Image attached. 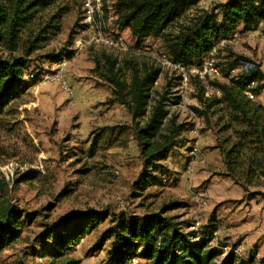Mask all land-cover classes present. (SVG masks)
<instances>
[{
    "label": "rangeland",
    "instance_id": "374dc122",
    "mask_svg": "<svg viewBox=\"0 0 264 264\" xmlns=\"http://www.w3.org/2000/svg\"><path fill=\"white\" fill-rule=\"evenodd\" d=\"M113 1L106 5H112ZM223 1L201 0L168 31L174 32L180 23ZM55 7H65L56 34L31 55L25 67L29 87L0 116V181L5 183L1 193L23 212L21 236L0 252V264H63L62 259L39 255L38 239L62 217L87 208L100 211L107 218L83 235L66 257L73 264H105L113 246L111 239L102 242L99 239L114 217L118 214L140 217L164 205H170L167 214L175 216L186 232L192 233L196 215L197 236L209 235L215 226L207 247L216 254L213 264H221L230 255L236 259L233 264H246L248 260V264H264V246L250 249L226 232L233 208L248 198L235 194L232 183L219 174L223 170L218 164V152L211 148L216 144L214 130L193 111V107H199L197 95L202 84L192 80L184 98L179 97L177 104L171 102L178 97V79L155 62V52L164 48L161 39L148 37L144 43L132 37L128 29H117L134 50L142 49L140 55L134 56L137 62L160 69L151 101L167 89L169 115L182 125L175 149L157 168L147 171L132 135L130 115L124 106L108 102L111 87L93 70L92 56L102 51V47L85 46L79 53L71 54L74 38L81 36L80 0H65ZM109 11L104 8L105 15ZM111 22L108 27L115 29ZM58 54L59 60L65 58L67 63L62 74L72 89L71 97L57 83L28 77L29 73L56 72L53 64L59 61L55 60ZM124 58H117L119 67H123ZM217 58L221 76L214 81H224L228 63L238 58L254 62L264 74V21L252 32L236 30L225 47L218 50ZM123 73L127 78V70ZM258 99L264 103V90ZM116 126L124 127L120 134L106 129ZM197 137L203 140V149H207L202 157L208 164L202 166L201 153L195 144ZM194 146L195 155L191 154ZM189 164L192 171L187 172ZM148 172L150 176L146 177ZM251 188L264 194V185ZM197 195L207 201L205 207L197 204ZM237 245L240 254L233 252ZM139 261L142 262L134 258L126 264Z\"/></svg>",
    "mask_w": 264,
    "mask_h": 264
},
{
    "label": "trees",
    "instance_id": "16d2710c",
    "mask_svg": "<svg viewBox=\"0 0 264 264\" xmlns=\"http://www.w3.org/2000/svg\"><path fill=\"white\" fill-rule=\"evenodd\" d=\"M200 1L114 0L115 22L120 29H128L137 41L148 37L161 39L175 61L189 66L199 64L216 43L230 38L236 30L252 32L264 21V0H224L180 23L174 32L168 31ZM62 2L65 0H0V116L29 87L25 67L31 55L56 34L65 7L55 6ZM124 56V65L119 67L113 54L104 49L95 52L93 70L111 87L108 102L124 106L130 115L133 138L144 168L149 171L157 168L173 149L182 125L169 115L167 89L151 101L160 69L140 64L132 54ZM59 57L60 54L56 55L55 60ZM241 59L228 63L224 81H212L211 85L221 93L219 97H205L203 88L199 90V107H193V111L214 130L215 147L220 150L225 166L219 174L249 192L251 187L264 185V105L256 100L264 89V74L255 65L249 72L230 76L229 70ZM124 70L128 72L127 78ZM39 74L32 78H38ZM246 91L254 99H249ZM178 98L171 102L177 104ZM106 129L120 134L124 127ZM148 176L150 172L146 173ZM4 187L5 183L0 181V252L20 238L23 227L20 219L23 212L2 195ZM169 206L140 217L116 215L99 239V242L111 239L113 247L108 262L126 264L139 258L142 262L137 264H213L216 254L207 247L215 226L209 235L195 236L184 231L175 216L167 214ZM106 218L107 215L92 208L67 214L42 233L38 239L39 255L73 264L66 257L69 251ZM235 260L230 255L221 264H233Z\"/></svg>",
    "mask_w": 264,
    "mask_h": 264
},
{
    "label": "built area",
    "instance_id": "2783aa9c",
    "mask_svg": "<svg viewBox=\"0 0 264 264\" xmlns=\"http://www.w3.org/2000/svg\"><path fill=\"white\" fill-rule=\"evenodd\" d=\"M114 2V1H113ZM112 5H106L109 0H80L81 3V16L79 30L80 37H75L72 44L71 54L79 53L85 46H96L102 47L105 51L113 54L117 58L124 55H134L138 56L142 53V49L134 50L129 43L125 40L123 35L117 31L119 26L116 24V15L114 13ZM104 8L110 10L107 15L104 14ZM113 21L115 24V29L108 27V22ZM112 23V22H111ZM120 29V28H119ZM146 38L144 43H147ZM229 39V38H228ZM228 39L221 40L216 43L209 52H207L199 64L185 66L177 61H175L172 56L167 52L165 48L157 50L155 52V62L160 69H164L168 74L177 77L178 79V97L184 98V95L189 91L188 86L192 80H196L202 84L203 94L205 97L210 96H220V91L211 85V83L221 76L220 66L218 65V50L228 43ZM147 48V47H146ZM145 48V49H146ZM65 58L54 63V68L56 72L51 73L48 71H43L39 75V79L42 82L57 83L61 91L68 97L73 95L72 89L67 84L63 77V70L66 66ZM255 67V63L249 60H239L234 68L229 70L230 76H236L241 72H249ZM33 73L28 74L29 78L33 77ZM157 80L154 82V85ZM249 99H254L253 94L250 91L245 92ZM197 149L194 146L191 150V154L195 155ZM192 171V166L189 164L187 166V172ZM195 201L200 207H205L207 201L203 199L202 195L195 197ZM199 218L198 215L195 216V221L191 225L192 234L197 236L199 229ZM233 252L235 254H240L241 248L239 245L233 247ZM105 264H111L109 262Z\"/></svg>",
    "mask_w": 264,
    "mask_h": 264
},
{
    "label": "crops",
    "instance_id": "0c3cea01",
    "mask_svg": "<svg viewBox=\"0 0 264 264\" xmlns=\"http://www.w3.org/2000/svg\"><path fill=\"white\" fill-rule=\"evenodd\" d=\"M259 95L256 97V100L262 105H264V103H262L260 99H258ZM191 114L193 115L192 112ZM198 118L197 120L199 121ZM195 144L197 147H199L198 150H199V153H201L200 157L202 161L201 163L199 162L200 165L208 164V161H205V159L203 161V157H202L204 153L206 154V150H207V149L204 150L203 149L204 147H202L204 144L203 140H201L200 137H197ZM173 148L175 149V146H173ZM211 148L213 151L218 152L217 154L219 158L218 164L224 171L225 166L223 162V156L220 150L216 148L215 146ZM167 160H169V157ZM224 177L232 183L233 188H234L233 192L235 194L237 193L240 196L241 194H245V196H247L248 198L247 200L245 199L242 201L240 200L238 205L235 208H233L235 210L232 212L231 217L228 219V221L230 222V225L226 229V232H229L228 234H231V236H235L237 239H241V243L243 242L247 246H250V249H251V246L255 247L257 245L259 246V248H263L264 244L262 243H264V220H263L264 219V194L263 193L253 194V192L258 190L254 188H250L249 192L245 191L241 186H239L238 184H235L229 177H226V176Z\"/></svg>",
    "mask_w": 264,
    "mask_h": 264
}]
</instances>
